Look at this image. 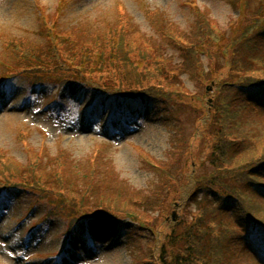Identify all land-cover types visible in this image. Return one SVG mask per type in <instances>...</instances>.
Masks as SVG:
<instances>
[{"label": "rangeland", "instance_id": "374dc122", "mask_svg": "<svg viewBox=\"0 0 264 264\" xmlns=\"http://www.w3.org/2000/svg\"><path fill=\"white\" fill-rule=\"evenodd\" d=\"M191 1L196 2L197 7H191ZM259 1L238 0L243 4L235 7L228 0H0V59L6 62L9 70L16 68L13 72L17 74L6 89L5 86L0 87V184L9 183L10 178L15 182L22 181L27 174L23 167L29 166L28 173L38 174L36 177L41 180L34 182L35 187L43 194H50L47 198L41 193L20 188V184L17 189L0 191V264H161L156 261V256L159 249H166L161 247L164 236L173 234L174 227L170 223L173 221L179 227L183 219L190 218L189 210L197 207L190 202L185 208L186 205L180 206L181 201L178 200L189 178L195 177L197 185L206 183L215 169L209 154L218 140V135L212 134L211 129H206L201 121L205 114L203 101L211 99L208 96L205 98L207 88L200 86V92L197 90L199 95H184V92L176 90L174 81L167 78L165 66L154 67L148 72L136 69L130 82H121L122 89L167 91L172 93L174 100L181 98L189 102L193 108L172 117L173 122L180 123L178 133L173 128L163 127L159 120V114H164V119L168 120L166 115L175 110L173 104L159 106V103H154L157 102L155 99L144 104L141 100L111 98L104 93L95 96L90 104L93 90L73 80L66 83L68 76L82 80H90V76L48 69L32 79L31 71L28 73L19 69L10 48L12 42L20 40L27 47H40L46 43L51 36L45 26L40 28L43 16L47 24L57 22L58 32L63 31L69 36L74 32L81 37L94 39L107 34L109 37L110 32L122 25L125 32L131 35L127 40L132 48H151L156 54L173 58V63H176L185 57V52L169 42L170 39L185 45V38L200 41L195 14L197 8L209 12L210 18H213L211 28H220L226 40H230L235 36L234 32H238L230 27L235 24L237 28L242 21H247ZM247 4L251 5L249 9L245 7ZM237 8H242L243 12ZM170 27L175 31L162 33V30ZM195 56V53L190 54L193 62L196 61ZM201 60L213 68L208 58ZM229 67L216 66L221 77L209 84L212 90L216 85L220 86L221 81L230 78L237 83L240 81L234 75L236 72ZM258 74L255 76H264V73ZM36 80H43L46 84L36 86L42 91L35 96L36 102L26 106L28 91L34 88L29 82ZM131 82L134 83L128 85ZM187 84L193 86L192 90L198 86L197 82L189 80ZM33 92L36 94L35 90ZM52 96L59 98V108L64 113L61 118L58 113L48 114L45 111V105ZM33 105L40 107L33 108ZM40 108L43 109L38 111ZM247 117L254 119L253 123L242 125L238 129L240 132L235 129L236 137L246 136L252 146L248 153L240 157L242 162L264 158V111ZM145 158L157 163L159 170L166 168L161 171L169 170L172 176L168 179L157 171H151L143 162ZM3 161L10 163L6 166L8 168L2 165ZM41 167L44 169L38 171ZM99 169L102 172L99 173ZM85 175L87 178L84 181L88 180L90 186L94 185L97 194L89 197L98 198L97 202L86 203L89 206L82 208L90 211L91 207L99 204V207L135 211L150 226L152 236L149 233L147 236L135 234V229L129 228L128 220H90L80 222L68 237L72 252L65 251L60 254L63 256L56 254L62 245V233L68 218L53 214L49 223L32 226L52 211L49 199L59 197L68 203L81 198L80 193H71L80 192L81 189L72 187L74 190H60L55 186V180L60 184L59 178L64 176L66 180L81 182ZM208 186L192 188L190 184L189 189L192 188L190 192L200 191L199 197H202L203 190ZM149 196L165 199L164 205L160 204L162 208L156 209L155 205L145 207L143 203L135 208L129 204L132 200ZM256 201V205L262 208L257 215L264 220V201ZM34 204L37 206L31 211L30 207ZM9 206L8 212H1ZM181 225L179 231L185 227L183 223ZM246 237L237 239L236 249L246 251L243 248ZM155 240L157 250L156 246L153 248ZM68 253L75 258L74 262L67 260ZM237 253L240 255L238 257L235 252L239 258L237 264L256 263L247 253Z\"/></svg>", "mask_w": 264, "mask_h": 264}, {"label": "trees", "instance_id": "16d2710c", "mask_svg": "<svg viewBox=\"0 0 264 264\" xmlns=\"http://www.w3.org/2000/svg\"><path fill=\"white\" fill-rule=\"evenodd\" d=\"M228 1L235 7L237 4L240 6L241 3L237 2L238 0ZM245 7L249 9L251 5L247 4ZM239 10L243 12L242 8ZM195 14L198 18L197 31L200 41H189L185 38L184 41L187 45L173 39L169 41L176 47L178 46L179 50L185 52V57L176 63H173V58L156 54L151 48L143 50L132 48L131 42L128 44L127 40L131 35L125 32L122 25L120 27L118 25L115 30L110 32L109 37L108 34L105 35L104 39L100 36L99 39L81 37L74 32L66 38H56L57 34L55 32L47 30L51 38H48L46 43L40 47H27L25 42L15 40L10 48L19 69L22 68L28 73L31 71L33 73L31 78H36L48 69L54 71L64 70L79 76L88 75L90 80L86 81L92 86L106 89L114 95L120 94L132 98H141L144 102L149 98H153L163 107L173 104L175 110L171 112H174V114L171 115L170 112L169 115H166L169 118L168 120L163 119L162 126L173 128V131L176 130L175 133L179 132L178 126L180 123L173 122L172 117L182 115L187 108H193L194 106L181 98L174 100L172 93L167 91L150 92L122 89L123 83L121 82H130L132 73L136 69L139 72H148L154 67L162 68L165 66L164 72L168 79L174 81L175 87H177L176 90L184 92V95L190 93H198L199 95L200 86L206 89L215 78L221 77L216 66L221 64L228 67L229 65L230 70L236 72L234 75L239 77L240 81L237 83L230 78L228 81H221L220 86L216 85V88L213 87L214 89L211 92L207 91L205 98L207 96L212 98V102L203 101L205 103V114L201 118L202 120L200 119L206 129L210 128L212 134L218 135V140L214 143L209 154V160L211 164H214L215 169L207 178L205 184L197 185L198 181L195 177L188 179L186 189L182 192L183 195L178 201H181L180 206L186 205L185 208L190 202H194L197 207L189 210L190 218L183 219L179 223V227H176L177 224L173 221L170 223V226L174 227L173 234L165 235L164 243L161 246L166 247V249L161 248L158 250L157 260L153 253V259L161 264H237L236 260L239 259L240 255L235 251V242L239 234L247 235L251 231L250 226L252 230L258 229L264 233V220L257 215L262 208L256 205L257 199L260 202L264 201V158L252 161L245 160V162L240 161V157L248 153L252 146L246 136L236 137L237 132H240L238 129L242 125L253 123L254 119L247 117L249 114L264 111V76H255L259 72L264 73V0H260L258 5L253 8L247 21H242L237 28L235 24L230 27L232 31H236V29L238 31L234 32L233 35L235 36L230 40H226V35L220 28L215 26L211 28L213 18H210L211 14L209 12L197 8ZM173 30L175 31L170 27L167 30H162V33L169 34ZM207 46H209V49H207ZM192 53L196 54L195 62L190 57ZM203 57L208 58L213 68L210 64L205 65L204 60H201ZM221 59H224V61ZM184 75H188L190 78L188 79V76L184 78ZM232 75L233 73H231ZM70 78V76L67 77V79ZM187 80L197 82L198 86L192 90L193 86H188ZM133 83L131 82L128 85ZM149 162L155 165V162L151 159H149ZM7 164L10 163L2 162L5 168H8L6 167ZM157 166L159 165H155L157 169L152 166L149 169L159 172L161 176L165 175L164 177H168V179L172 176L169 170L162 172L161 170L166 168L159 170ZM28 169L30 170V168ZM28 169L25 171L27 174L21 181L25 186H31L34 182L41 181L36 177L38 174L36 176L29 174ZM43 169L41 167L38 171ZM100 172L102 171L100 170ZM85 178H87L86 175L82 181ZM59 180L61 183L59 184V181L56 182L55 180V186L60 190H74L72 187H77L81 191L71 193L73 195L80 193L82 196L79 200L68 203L66 199L52 198L54 213L61 215L65 213L71 219L78 218L81 213L88 211L82 208L87 205L86 203L97 202L98 197H94L95 199L89 197L97 196V194L95 186H90L88 180L81 184L83 186H80L82 181L66 180L64 176ZM190 184H192V188L209 186L203 190L202 197H199L200 191L190 192V189H192H189ZM150 198L155 199V201H151ZM164 200L159 199L158 196L154 198L149 196L140 200H132L129 204L135 208L142 203L145 207L146 205L148 207L155 205L158 209L162 208L160 204L163 203L164 205ZM98 205H94V208L91 207L90 211L115 216L130 213L133 218L146 222L142 219V215L135 211L120 210L111 206L99 207ZM95 208H101V211ZM196 209L197 211L194 212ZM182 223L185 227L182 231H179ZM155 246L157 250L156 240L153 248ZM167 247H169V250H167ZM253 250L255 251V249ZM235 252L238 257L235 256ZM248 252L256 261L252 251Z\"/></svg>", "mask_w": 264, "mask_h": 264}]
</instances>
